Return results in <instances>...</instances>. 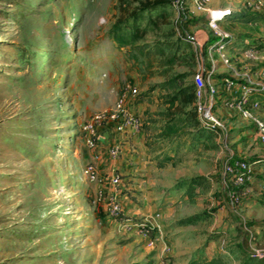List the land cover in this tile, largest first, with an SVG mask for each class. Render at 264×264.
Segmentation results:
<instances>
[{"label":"rangeland","instance_id":"rangeland-1","mask_svg":"<svg viewBox=\"0 0 264 264\" xmlns=\"http://www.w3.org/2000/svg\"><path fill=\"white\" fill-rule=\"evenodd\" d=\"M196 8V0H0V264H206L212 258V264H249L264 254V236L255 229L264 222L259 208L242 209V191L234 198L229 191L225 166L239 146L230 129L229 136L227 129L213 132L218 149L212 156L210 137L185 150L192 131L172 128L178 161L172 188L162 189V206L170 208V256L157 249L151 213H127L154 225L150 236L120 226L108 213L102 182L85 173L97 165L94 151L108 123L94 124V145L85 126L114 106L127 84L138 87L136 98L160 80L170 88L187 86V104L180 99L169 106L167 118L178 122L187 110L188 122H202L190 101L196 96L197 103L196 78L208 45L219 38L208 11ZM247 8V0H207L204 6L252 12ZM231 20L225 22L234 25ZM199 29L213 37L207 45ZM133 98L127 96L128 106ZM176 194L178 201L165 203ZM181 252L188 255L181 258Z\"/></svg>","mask_w":264,"mask_h":264},{"label":"crops","instance_id":"crops-1","mask_svg":"<svg viewBox=\"0 0 264 264\" xmlns=\"http://www.w3.org/2000/svg\"><path fill=\"white\" fill-rule=\"evenodd\" d=\"M196 9H194L195 13L204 10L208 11V16H206L208 23L210 18L209 9ZM248 10L252 12H231L226 16L225 19L234 17L233 21L235 22L231 20L234 25L229 26L225 19L222 21L225 22V26L221 22V27L233 35V40L227 48L228 55L231 57V64H225L220 55L212 58L208 54L206 60H203L202 66L203 72L214 70V81L218 88V93L214 96V110L224 120L228 136L230 129L232 130L233 138H235L234 141L239 143L236 153L231 148V155L235 154V159L245 158L254 163V178L246 186L238 187L244 197L242 209L259 208L258 216L264 221V192L261 189V184L264 181V161L257 162V160L264 157V145L258 138L255 126L250 121L243 119L240 111L231 104L240 96L241 86L248 80L264 83V48L260 49L258 58L253 60L246 57L243 60V52L241 51L244 50L245 54L246 49L257 42L260 43V40L264 39V10L258 11L252 8ZM238 16L245 17L247 23L236 22ZM190 18L192 17L190 16ZM196 33L198 37L205 36L202 41L206 45L213 38L210 39V35L200 29ZM228 78L234 79L232 88L226 85ZM167 83L165 80H160L159 85L148 88L150 89L148 94L143 95L141 98L135 97L130 101V109L141 118L142 124L146 128L148 127L147 130L142 125L140 130H135L129 126L124 131H119L115 123H108L100 136L102 139L100 146L94 152L98 159L96 162L97 166L104 175L111 176L115 172L121 175V181L118 186H114L107 179L100 184L104 197L115 196L123 206L126 214L145 215L151 213L155 226L157 225L158 228L154 238L158 245L157 249L161 248L160 252H167V256H170L173 246L167 238V220L165 219L170 208L162 206L165 196H162V189L165 187L172 188L173 179L171 174L174 170V163L178 161L173 158L176 155V151L173 149H176L174 147L178 144V141L176 140L177 135L173 134L172 128L174 126L184 127L185 131H192L191 134L193 136L186 137L182 143L181 147L187 145L185 150L189 149L190 143H193L191 146H195L198 149V143L203 145L204 141H207L206 139L210 137L211 140H208V142L210 141L209 143H211V150L209 152L212 156H217L218 141L213 138V132L216 131L211 130L202 122H188L185 118L187 110L179 114L178 122L177 119L167 118L169 106L172 104L174 106L180 105V99L184 100L182 104H187L185 98L188 97L186 93L190 90L187 86L185 88H176L175 86L170 88V83ZM141 84L145 86L144 83ZM114 89L113 87V91H115ZM141 89L145 88L142 87ZM254 97L264 103V92ZM190 103L195 106L196 96H193V100ZM162 107L164 108L162 109ZM146 110H148L147 114L152 116L151 119L146 120L144 118ZM204 127L209 131L206 130V133L200 131ZM228 136L227 138L229 139ZM116 145L121 148L119 157H113L110 154V148ZM177 166H179V163ZM221 174L224 175V172ZM179 198L180 195L176 194L171 196L170 199L166 198L165 203L171 202L173 199L178 201ZM139 202L142 204L140 205ZM249 223L251 224V222ZM246 229L248 228L246 227ZM255 229L259 236H264V222H260ZM130 230L138 234L135 231L136 229ZM261 250L264 253V247L261 246ZM187 252H185L186 254L181 252V258L188 255ZM261 256H259L260 258H255L256 260H249V264H254L252 263L253 261H264L261 260L264 258ZM211 260L206 264H212L210 263Z\"/></svg>","mask_w":264,"mask_h":264},{"label":"built area","instance_id":"built-area-1","mask_svg":"<svg viewBox=\"0 0 264 264\" xmlns=\"http://www.w3.org/2000/svg\"><path fill=\"white\" fill-rule=\"evenodd\" d=\"M207 0H196L199 9H204ZM248 4L253 9H259L264 4V0H247ZM210 18L208 21L210 29L214 32L215 36L219 40L215 43L208 45V54L213 58L215 52L219 53L223 62L227 65L231 64V57L227 53V48L233 40V35L224 30L221 27V22L232 11L229 9H217L210 10ZM187 39L192 41L197 47H202L203 44L199 38L193 34H187ZM260 48L252 46L245 50V57L249 59H256L259 56ZM197 85V103L196 108L202 119V123L219 132L221 129L224 132L226 130V124L224 120L214 110V96L218 93L217 84L214 81V70L205 71L199 74L196 78ZM226 85L229 88L234 86V79L228 78ZM242 91L240 96L231 104L235 106L239 111L243 119L250 121L256 128L258 138L264 145V103L258 99L257 94L264 92V83H257L248 80L241 86ZM131 95L136 97L139 94V89L136 86L127 84L124 96L119 99L114 106L110 109L97 114L93 118V122H90L85 126L87 132V143L94 145L97 135V130L94 124L115 123L116 128L119 131H124L127 127L131 126L135 130H140L142 127L141 118L134 113L128 106L127 96ZM110 154L113 157H119L121 154L120 146L116 145L110 148ZM264 158V157H263ZM253 162L242 159H230L225 166V172L230 176L229 191L232 197H236L238 193V187L246 186L253 178ZM85 173L92 181L103 182L105 179L109 180L114 186H118L121 181V175L118 172L110 175H101L96 164H89ZM261 189L264 192V181L261 184ZM107 203V210L110 216L115 218L120 226L127 229H137L143 232L145 235H152L154 225L149 226L144 221H136L132 216H128L124 211L123 206L115 196L104 197ZM159 264H170L166 261H161Z\"/></svg>","mask_w":264,"mask_h":264},{"label":"trees","instance_id":"trees-1","mask_svg":"<svg viewBox=\"0 0 264 264\" xmlns=\"http://www.w3.org/2000/svg\"><path fill=\"white\" fill-rule=\"evenodd\" d=\"M244 19H246L245 17H243ZM248 18H250V17H248ZM259 41V40H258ZM256 42H257V40H256ZM255 42V43H256ZM253 46H256V47H258V48H264V39H262V40H260V43L259 42H257L255 45H253ZM236 159H242V160H247V159H245V158H236ZM247 161H250V160H247ZM261 161H264V158H260L259 160H257V162H261ZM252 162V161H251Z\"/></svg>","mask_w":264,"mask_h":264}]
</instances>
